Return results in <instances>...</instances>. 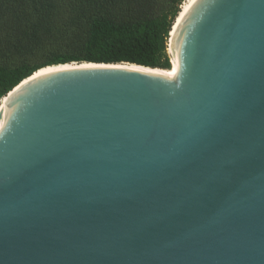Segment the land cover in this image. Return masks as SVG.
Returning <instances> with one entry per match:
<instances>
[{"label": "water", "instance_id": "95a60500", "mask_svg": "<svg viewBox=\"0 0 264 264\" xmlns=\"http://www.w3.org/2000/svg\"><path fill=\"white\" fill-rule=\"evenodd\" d=\"M169 48L6 96L0 264H264V0H197Z\"/></svg>", "mask_w": 264, "mask_h": 264}, {"label": "trees", "instance_id": "16d2710c", "mask_svg": "<svg viewBox=\"0 0 264 264\" xmlns=\"http://www.w3.org/2000/svg\"><path fill=\"white\" fill-rule=\"evenodd\" d=\"M173 1L175 9L166 10L159 0H0V102L48 66L85 61L169 69L180 2ZM61 18L71 26L56 28ZM10 51L19 56L15 64L5 61ZM39 54L51 61L32 66Z\"/></svg>", "mask_w": 264, "mask_h": 264}, {"label": "rangeland", "instance_id": "374dc122", "mask_svg": "<svg viewBox=\"0 0 264 264\" xmlns=\"http://www.w3.org/2000/svg\"><path fill=\"white\" fill-rule=\"evenodd\" d=\"M160 4L163 8H165L166 10H170V9H175V7L177 6L176 3L173 0H159ZM180 1L178 4V14L181 11V6L182 4L185 2L182 0H178ZM178 16V15H177ZM71 23H69L68 20L61 18L60 20L57 21L56 23V28H61V29H66L67 27H70ZM6 59L5 61L8 62L9 64H15L17 61V58L19 57L17 53H15L14 51H10V52H6ZM167 56L169 58V62H170V68L169 69H162L165 71H169V70H174V64L173 61L170 58V48H169V42H168V49H167ZM33 62L31 63L32 66H40L46 63H49L51 60L44 56V55H36L35 57H33ZM73 63H87L85 61H80V62H73Z\"/></svg>", "mask_w": 264, "mask_h": 264}, {"label": "bare ground", "instance_id": "6f19581e", "mask_svg": "<svg viewBox=\"0 0 264 264\" xmlns=\"http://www.w3.org/2000/svg\"><path fill=\"white\" fill-rule=\"evenodd\" d=\"M197 0H185V2L182 4L181 6V11L180 13L178 14L177 16V21L176 23H174V29H177L178 25L181 24L184 16L186 15V13L189 11V9L194 5V3H196ZM71 64V63H70ZM73 64V63H72ZM85 64V63H83ZM173 64H174V70H169V71H165V73L169 76H173L176 72V69H177V64L176 62L173 60ZM74 65V64H73ZM70 67L69 64L67 65H54V66H49V67H45L43 69H40L38 70L37 72H35V75L34 77H37L39 75H42V74H46V73H49V72H52V71H57V70H60V69H64V68H68ZM134 67V66H133ZM6 100L7 98L4 97L2 100H1V103H0V108H4L5 109V113H4V119L8 116V111L6 110Z\"/></svg>", "mask_w": 264, "mask_h": 264}]
</instances>
